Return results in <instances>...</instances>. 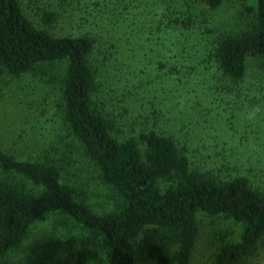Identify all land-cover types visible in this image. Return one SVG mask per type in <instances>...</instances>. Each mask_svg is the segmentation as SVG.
Masks as SVG:
<instances>
[{
	"label": "trees",
	"instance_id": "trees-1",
	"mask_svg": "<svg viewBox=\"0 0 264 264\" xmlns=\"http://www.w3.org/2000/svg\"><path fill=\"white\" fill-rule=\"evenodd\" d=\"M26 1L47 26L56 24L65 2H80ZM124 1L92 0L104 13L115 11V27L127 23L130 27V23H135L138 6L136 0L129 1L134 4L133 9ZM189 1L210 10L227 2L254 1V6L244 8L253 19L243 29L218 35L212 50L198 49L199 58L209 64L205 65V73L200 74L201 81L192 82L203 93L212 87L218 89L221 81L240 85L248 61L253 58L264 61V0ZM169 21L165 14L160 16L159 23L165 29L170 28ZM182 31L181 35H191L189 30ZM95 48L96 42L86 33L58 36L36 25L26 14L23 0H0V79L7 76L19 79L31 74L47 84L49 70L60 75L59 103L49 120L51 126L56 125L52 129L54 136L41 138L45 128L39 127V119L37 126H31V139L40 143L37 154L20 158L0 145L3 246L8 247L11 239L36 220L60 212L100 235V247L90 236L78 241L75 264H138L145 260L157 264H193L200 233L197 217L206 214L243 226L237 241L228 242L227 233L219 234L220 243L208 258L210 264H245L254 256L264 261L263 168L255 165L244 173L239 169L243 163L237 159L235 164H226L225 176L221 171H204L194 165L188 149L156 129L155 122L154 126L123 133L116 113L114 121L99 95L103 79L101 64L98 67L92 58ZM122 59L123 56L115 60V70L120 68L115 77L119 74L121 82L125 66L117 61ZM106 61L105 58L104 64ZM131 87L115 86V106L124 103L120 97ZM123 108L128 118L129 110ZM31 121L25 117L28 135ZM72 149L83 152L98 170L100 180L121 200L116 208L97 213L86 202L75 199L73 188L62 181L73 156ZM163 183L166 186L161 187ZM3 256L0 252V257Z\"/></svg>",
	"mask_w": 264,
	"mask_h": 264
},
{
	"label": "rangeland",
	"instance_id": "rangeland-1",
	"mask_svg": "<svg viewBox=\"0 0 264 264\" xmlns=\"http://www.w3.org/2000/svg\"><path fill=\"white\" fill-rule=\"evenodd\" d=\"M79 1L65 2L56 24L50 26L40 21L26 0L23 6L36 25L53 35L86 33L94 39L96 52L92 58L98 67L101 64L103 79L99 95L114 121L116 113L123 133L154 126L155 122L156 129L185 146L194 165L204 171H221L225 176L226 164H235L237 159L243 163L239 169L244 173L255 165L264 171V61L250 59L238 86L221 81L218 89L212 87L203 93L192 83L201 81L200 74L209 64L199 58L198 49L212 50L218 35L243 29L253 19L244 8L254 6V1L227 2L210 10L189 0H136L135 23L130 27L129 23L115 27V11L104 13L92 0ZM129 1L122 3L133 9ZM162 14L170 18L168 29L159 23ZM182 30H189L191 35H181ZM197 41L203 44L196 45ZM121 56L117 64L125 66L122 82L119 74L115 77V72L120 73L119 67L115 70V60ZM49 71L47 84L31 74L0 79V145L20 158L39 151L40 143L31 139V126H37L39 119V127L45 128L41 138L54 136L56 125L51 126L49 120L59 103L60 75ZM123 84L132 86V90L120 97L124 103L115 106V86ZM123 107L129 110L128 118ZM25 117L32 119L29 135ZM61 133L65 135L63 130ZM72 155L62 181L73 188L75 199L86 202L97 213L116 208L121 200L100 180L96 167L79 149H72ZM261 176L264 185V174ZM197 222L200 233L193 264H210L208 258L220 243V233H227L226 241L233 242L239 240L243 229L241 224L221 216L199 214ZM29 228L36 234L46 233L29 246L25 264H75L78 241L84 236L94 238L100 247V235L77 225L64 213L46 215ZM0 264H7L5 256L0 257ZM138 264L157 263L145 260ZM245 264L264 261L254 256Z\"/></svg>",
	"mask_w": 264,
	"mask_h": 264
},
{
	"label": "clouds",
	"instance_id": "clouds-1",
	"mask_svg": "<svg viewBox=\"0 0 264 264\" xmlns=\"http://www.w3.org/2000/svg\"><path fill=\"white\" fill-rule=\"evenodd\" d=\"M42 233L46 232L36 234L34 229L26 226L19 235L10 240L8 247L3 246L5 240L0 241L2 245L0 252L7 258V264H25L30 251L29 246L38 240Z\"/></svg>",
	"mask_w": 264,
	"mask_h": 264
}]
</instances>
